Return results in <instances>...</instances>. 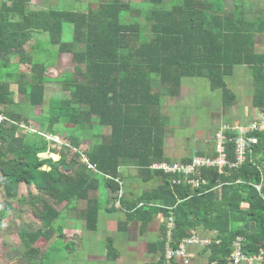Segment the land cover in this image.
Returning <instances> with one entry per match:
<instances>
[{"label": "trees", "instance_id": "1", "mask_svg": "<svg viewBox=\"0 0 264 264\" xmlns=\"http://www.w3.org/2000/svg\"><path fill=\"white\" fill-rule=\"evenodd\" d=\"M20 1L27 8L30 0ZM149 1L153 8L145 15L144 27L137 21L129 22L132 13H141L123 0H111L88 12L47 10L25 14L21 7L22 29L20 33L6 35L7 40H3L0 25V44L5 45L0 49V58L19 54L30 40L32 29L48 33L58 54L72 56L73 72L58 79L69 97L49 104L45 123L55 127L65 119L85 130L98 124L109 131L102 143L92 145L88 153L96 172L83 165L77 168L80 156L76 151L70 159L61 155L57 162L40 159L38 155L46 152L47 143L39 136H16L19 124L28 120L2 107L12 105L14 99L10 83L0 78V112L15 122L4 123L0 128V188L12 198L18 197L20 184L35 185L39 191L41 209L37 207L33 213L44 230L22 233L28 264H34L32 261L41 254L36 242L54 234L61 236L62 228H56V222L64 209H75L80 201H87L81 214L86 228L95 231L101 206L99 198L90 199L89 194L99 190L101 178L106 188L116 193L120 186L115 179L122 178L124 168L137 170L144 182L162 179L157 189L143 194L133 207L138 210L134 216L143 224L155 212L173 216L171 239L168 240L164 227L159 243L164 254L166 244L176 250L184 239L202 229L218 236L219 244L209 248L211 261L218 264L227 261L232 242L239 235L245 238L247 253H256L264 245V185L261 192L254 187L262 177L253 157L258 155L260 141L264 143V133L257 130L248 135L257 143H249L252 155L246 153L239 169L220 175L216 168H202L201 177L208 184L198 189L183 182L173 185L169 175L150 170L154 163H170L165 158L164 141L172 130L161 103L163 97L181 96L184 79L207 78L210 89L220 90L223 103L231 105L235 95L225 80L232 76L235 67L247 66L254 86L253 106L264 113V51L255 47L257 38L264 37V17L258 14L249 18L241 8L234 11L227 0H177L167 8L162 6L165 0ZM127 17L130 18L126 20ZM0 23L12 27L2 13ZM66 24L74 28V38L69 43L63 41ZM18 35L19 44L15 45ZM46 65L45 61L31 60L32 77L23 76L19 84L18 91L28 98L31 108L44 106L46 85L53 81L46 76ZM52 134L69 139L75 148L81 144L77 137L56 129ZM226 134V154L232 162L238 132L230 130ZM197 154L204 155L199 151ZM45 165L50 169L43 170ZM177 178L183 180L181 176ZM238 180L241 182L236 183ZM152 202L162 208H138L140 203ZM64 203L62 210H58L56 206ZM242 203L248 205L247 210ZM7 210L9 205L0 210V230Z\"/></svg>", "mask_w": 264, "mask_h": 264}, {"label": "crops", "instance_id": "2", "mask_svg": "<svg viewBox=\"0 0 264 264\" xmlns=\"http://www.w3.org/2000/svg\"><path fill=\"white\" fill-rule=\"evenodd\" d=\"M51 0H30L27 4V8L25 6H21L23 2L20 0H0V13L5 18L9 19V26H12L10 29L4 27L2 30L3 40H7L6 35H12L13 32L20 33L22 29V9L27 13H39L42 11L52 10L49 6L52 5L50 3ZM55 3V0H52ZM17 5H16V4ZM228 5L230 7H234V11L241 8L243 14L245 13L247 17L251 18L254 15H262L264 17V0H232V3ZM11 9H19L16 12H10ZM34 24V23H33ZM8 26V25H7ZM6 31V32H5ZM32 32H36L37 30H30ZM44 33V32H43ZM46 34V33H44ZM31 35L30 40L26 43L22 50H20L19 54L15 52L5 58H0V70H4L5 75L0 76L7 80L10 83L11 89L14 93L15 99L13 100L12 105H3L7 111L14 112L19 116H22V112L29 113L31 116L35 118H29L27 122H22L19 124V131L16 133V136H28L30 138H38V136L47 143L46 152L40 153L38 157L40 159H51L52 161L57 162L61 158V155L67 156L70 159L74 155V149H87L91 144L86 147L81 141L79 147H74L71 142H67L62 139L64 143H69L71 147L66 145H59L53 141L48 140L45 135H54L60 136V134H52L46 128H38L34 127V125H38L37 117H49V111L47 107L52 102L51 95H48L49 88L52 89L54 85L60 86L59 78L63 77L64 74H70L73 71H65L61 73L59 76V72L62 66H59L60 63L63 65L64 56H71L70 54H58V50L56 46H53L49 43V45L54 48L53 50L57 51H42V49L38 48L40 42L44 39L45 35ZM64 35V34H63ZM21 35H18L15 39V45H18L19 38ZM5 47L4 44H0V49ZM255 47L264 51V37L257 38ZM38 50V51H37ZM22 51V52H21ZM55 58H53V54ZM45 61L47 63V72L46 76L52 79L54 83L49 82L46 85V95H45V103L44 106H40L41 114H37L36 109L30 107L29 101L27 98V102L24 100H20L21 93H19L18 88L19 84L22 81L23 76H28L31 79V60L32 61ZM22 59V60H21ZM237 70L241 75V80L238 85L231 89L227 84V78L225 80L227 87L233 92L235 95V100L231 103V105H225L223 103L222 93L221 100L217 107L212 110L213 119L217 120L215 125L207 131L206 134L201 133L199 135V139H197L198 143L195 142L193 148H189V145L186 143H180L175 139V134L172 131V135H168L164 141V154L165 158L170 161V163L181 162L185 163L188 159H191L195 152L199 151L204 153L206 156H216V134L218 132L223 134V137L227 139V131H237L238 138L237 144L240 140L245 141L247 150L246 152L252 155V146H249V143H252V138H249V134L252 131H259L264 133V113L260 112L253 106V93L254 86L253 80L251 76V71L247 66H238L235 67L234 73L230 78H233L236 75ZM54 73H56L54 75ZM229 78V77H228ZM52 83V84H51ZM210 86V82H209ZM15 88V90H14ZM183 91V88H182ZM217 91V90H216ZM20 94L19 98H16L18 94ZM182 95V93H181ZM49 96V97H48ZM26 96H23L25 98ZM179 98V97H178ZM46 99L48 102L46 103ZM20 110V111H18ZM5 115V114H4ZM35 115V116H34ZM6 116V115H5ZM170 119V118H169ZM171 122V120H170ZM55 126H59L58 124ZM256 127V129H254ZM29 129H32V132H29ZM56 129V128H55ZM102 135V131L100 132ZM193 138V137H192ZM86 140V139H84ZM228 140V139H227ZM226 140V141H227ZM188 141V139H187ZM186 141V142H187ZM257 143V142H256ZM252 143V144H256ZM1 146V145H0ZM237 148V145H236ZM51 151H54L52 153ZM258 155H253L259 169L261 172V182L260 185H264V143L260 141ZM236 150H235V160H236ZM50 156V157H49ZM56 158V159H55ZM78 167L85 166L84 163L78 159ZM231 162V161H230ZM234 162V161H232ZM245 162V161H244ZM243 162V163H244ZM242 163V164H243ZM241 166V165H240ZM239 166V168H240ZM238 168V169H239ZM50 166L45 165L43 170H49ZM88 169V168H87ZM215 169V168H211ZM90 170V169H89ZM218 170V169H217ZM236 170H225L223 173H219L220 175H224L226 173H230L231 171ZM200 173V170H199ZM201 175V174H200ZM167 176V175H166ZM171 177L170 182L173 178H177V176H168ZM107 179V177H106ZM122 181L123 185V197L120 199V204L117 206L115 201H117V194L113 193L109 189L104 194L107 196L108 200L106 202L105 210L103 211L107 217L104 218L101 223V215L99 212V221L97 223V228L95 231H91L92 233H96L98 228L103 226L105 229V233L116 232V237L108 236L107 243L105 244L104 252H99L97 255V259L102 261V264H214L210 259V251L209 248L213 244H219L218 236L215 232L199 230L195 232L193 236L196 237L200 242L211 240L212 243L209 246L203 245L201 243H188L185 244V239L181 242V245L184 246L185 255L175 256L172 259L166 258V249L168 244H166L165 254L159 248V243L162 241V232L164 227L166 228L167 238L171 239L172 230L168 229V225L170 224V219L173 220V216L165 217L160 212H155L152 216L151 220L148 223L143 224L140 219H137L134 215L138 210L133 207L135 203L140 199V197L145 193H150L157 189L162 184V179L160 177H156L150 181L144 182L143 176L135 169H123ZM206 180V179H205ZM207 181V180H206ZM239 181V180H238ZM238 181L236 183H238ZM241 182V181H240ZM239 182V183H240ZM142 183L151 184L152 188L148 190L138 191L137 187H141ZM172 183V182H171ZM208 182L206 183V185ZM254 185L255 189L256 186ZM175 185V184H173ZM204 185V186H206ZM193 188V187H192ZM194 189V188H193ZM257 190V189H256ZM262 190V189H261ZM39 191L36 189L35 185L27 186L26 184H20L19 186V195L17 198L8 197L5 189L0 188V210H3L6 205H9V210L6 211L3 220H2V229L0 230V264H24L26 247L22 240V233H34L38 230H44L42 223L38 220L36 215L33 213V209L39 207L41 209V205L37 200ZM84 202V201H83ZM16 203V204H15ZM141 204H155L156 206H143L147 208H162L160 204L152 202V203H140L138 208L141 207ZM63 206H56L58 210H62ZM83 206V204L78 203L75 205V209ZM242 208L244 210L248 209V205L246 203H242ZM60 207V209L58 208ZM71 208V207H70ZM64 209V212L69 213L74 210L73 208L70 210ZM84 208H86V204H84ZM70 210V211H69ZM85 225L80 228L77 226L65 228V231L61 230L62 235L54 234L50 239L41 238L38 242H36L35 247L41 251V254L38 259L32 261L34 264H37L39 261L42 262L41 258L44 255L43 249H53V246L56 244L54 242L57 238H64L66 240H71V242L76 246V242H81L85 237L80 239V237L87 231L85 229ZM78 228V229H77ZM174 228V226H173ZM60 233V232H59ZM104 233V232H103ZM240 236V235H239ZM238 237V236H237ZM77 238V240H76ZM187 239V238H186ZM236 239V238H235ZM75 240V241H74ZM245 240V238H244ZM90 243V240L88 241ZM233 243V242H232ZM94 245V243L92 242ZM178 247V248H179ZM264 247V245L260 247V249ZM171 248V247H170ZM177 248V249H178ZM259 249V250H260ZM258 250V252H259ZM75 251V250H74ZM256 252V253H258ZM43 253V255H42ZM19 254V255H18ZM103 254H105L103 256ZM253 254V253H252ZM18 255L17 257H15ZM95 258V259H96ZM87 259H91L89 256ZM47 260V255L44 258ZM228 263L227 261L223 264ZM218 264V263H217ZM229 264V263H228Z\"/></svg>", "mask_w": 264, "mask_h": 264}, {"label": "rangeland", "instance_id": "3", "mask_svg": "<svg viewBox=\"0 0 264 264\" xmlns=\"http://www.w3.org/2000/svg\"><path fill=\"white\" fill-rule=\"evenodd\" d=\"M109 1L111 0L101 1V2L98 0H55L54 3L51 0L50 3H52V5L49 6V8L52 10L87 11L88 8L91 7V5L92 7L90 9H94V8L96 9L102 3L107 4ZM123 1L130 2L132 8L141 13V15L139 16H136V13H132V17L131 20L129 19L130 20L129 22L133 23L137 21L138 23H140L142 27H144L146 22L145 15L148 14V11L151 9V7L153 8V6L151 7L149 6V5H153V3L150 4L149 0H123ZM176 1L177 0H165L162 6L164 8L170 7L172 6L173 3H176ZM79 2H83L84 5L81 6ZM227 2L231 4L232 0H227ZM86 4H89V6H87ZM128 18L130 17H127L126 20H128ZM44 33L42 31H36V32H32L31 35L36 36L40 34V36H42L41 34ZM44 35L45 37L40 42L38 48L42 49V51H57L58 48L57 50L56 49L53 50L54 48H52L49 45L50 43L49 34L46 33ZM73 38H74V28L72 25L66 24L64 27L63 41L69 43L73 41ZM55 55L56 54L54 53L53 58H55ZM38 61H40V58L38 59ZM59 66H62L60 71L57 72L59 73V76L61 75V73H64L65 71H73L74 65L72 61V56H66V57L64 56L63 65H61L60 63ZM239 71L237 70L236 75L233 78L227 77V84L231 89L237 86L239 81L241 80V75L239 74ZM55 74L56 73H54V75ZM2 75H5L4 70H0V76ZM153 78L154 80H157L156 76H153ZM182 88H183L182 95L179 98H168V97L162 98V103H161L162 113L170 118L171 120L170 130L174 132L175 139L180 143L188 144L189 148L191 149L193 148L195 142L198 143L197 139H199V135L201 133L206 134L207 131L210 130L217 122V120L213 119L211 113L212 110L210 108L213 107L214 109H217L221 100V91L220 90L212 91L210 89L209 80L207 78H186L182 82ZM47 90H48V95H51V97H53L52 98L53 103L57 102L59 99L69 97V93L63 91L59 85L58 86L54 85L52 89L49 88ZM14 93L12 97L15 99ZM19 96L20 94H18L16 98H19ZM20 97H21L20 100H24L25 102H27V97L25 98H23V96ZM47 102L48 100L46 99V103ZM34 109L36 108H33L32 110ZM36 112L37 114H41L40 108H37ZM22 114H23L22 117H24L25 120H28L29 118L31 119L35 118L31 116L29 113L22 112ZM37 120H38V125H34V127L36 126L38 128H44V129L47 128L49 132H52L56 128V130L60 131L62 134L77 137L80 141H84L82 143L83 144L85 143L84 146L86 147H88L90 144L91 146L92 145L94 146V144L102 143L103 141L102 137L107 136L109 133V131L105 127H101L98 124L92 130H85L80 126L68 124L65 119H62L61 121L62 123L58 124L59 126H55V127H52L49 122L48 124L45 123L44 117L38 116ZM101 131L103 134L95 138L94 135L100 134ZM172 131L170 135H172ZM66 141L69 142V139L66 138ZM91 146H89L86 149L87 154L89 153ZM51 159L53 160V158ZM150 188H152L151 184L142 183L141 187H137V190L140 192L143 190H148ZM105 192H107V188L103 183V179L101 178V184L99 190L95 192H90L89 194L90 199L99 198V203L101 206V209L99 211L101 215V220H100L101 223L103 222L104 218L107 217L106 214L103 212L105 210V206L107 205L106 202L108 200L107 196L104 194ZM80 202L81 204H83V206L78 207V212L76 211V209H74L72 210L71 213H69V215L67 212L62 213L60 219L55 224L56 228L58 229L62 228V232H63V230L65 231V228L71 227V224H73V226H77L80 229L83 225H85L81 214L85 210L84 204L87 205V201L84 202L80 201ZM58 208L60 209V207ZM85 229L87 230L86 226ZM84 233L85 235L83 234L80 237V239L85 237L84 240H81L80 243H78L77 241L76 246H74L71 240H66L64 238L55 239L54 242H56V244L53 246V249H47V248L43 249L45 257L47 255V260H45L44 264H102V261L100 259H97L96 257L99 254V252H104L105 249L104 247L105 244L107 243L108 236L116 237L117 233L111 231L109 233H105V229L103 228V226L100 227V230L98 228V231L96 233H92L89 230L84 231ZM21 235L23 236V234ZM89 240L90 243L88 242ZM92 242L94 243V245L92 244ZM18 255H16L15 257H17ZM104 255L105 254H103V256ZM88 256L91 259H87ZM24 264H28V263L25 262ZM37 264H43V263L39 261Z\"/></svg>", "mask_w": 264, "mask_h": 264}, {"label": "built area", "instance_id": "4", "mask_svg": "<svg viewBox=\"0 0 264 264\" xmlns=\"http://www.w3.org/2000/svg\"><path fill=\"white\" fill-rule=\"evenodd\" d=\"M4 123H15L11 119H8L2 112H0V128ZM256 129V127H254ZM32 132V129H29V132ZM45 137L53 141L55 143H58L59 145H66L71 147L69 143H64L62 138L60 136H54V135H45ZM225 137V136H224ZM223 137V134L218 132L216 134V156H206L202 155L199 156L197 152L193 155L191 158V161L188 163H181V162H174V163H168V162H160V163H154L150 166V170L156 171V172H162L165 175L169 176H181L182 179L173 178L172 184H180V183H186L188 185H191L193 188H200L201 186L206 185L207 181L203 179L199 173V170L202 168H216L218 169L219 173H223L225 170H232V169H238L240 165L245 161L246 157V143L243 140H240L237 144L236 148V160L234 162H230L227 158L226 149H225V143L226 138ZM252 143H256V139L251 140ZM0 145H1V138H0ZM79 156L80 160L84 163V165L90 169L96 172V168L94 165H92L89 161L88 154L86 153V149H74ZM115 181L119 184L120 189L116 192L117 194V201L115 203L117 206L120 204V199L123 197V185L124 182L122 179L117 178ZM240 180L238 181V183ZM256 189L258 192H261L262 185H257ZM262 199L264 201V195H262ZM143 206H156L155 204H141V207ZM174 226V222L172 219H170V224L168 225V229L172 230ZM244 237L238 236L232 243L231 247V254L228 257V263L229 264H264V247H262L258 253H247L244 249ZM185 244L188 243H201L203 245L209 246L211 245V240H206L200 242L196 237H192L190 239H185ZM166 258L172 259L175 256H183L185 255V249L184 246L181 245L178 249L174 250L170 247H167L166 249ZM227 263V264H228ZM214 264H217L215 262Z\"/></svg>", "mask_w": 264, "mask_h": 264}, {"label": "flooded vegetation", "instance_id": "5", "mask_svg": "<svg viewBox=\"0 0 264 264\" xmlns=\"http://www.w3.org/2000/svg\"><path fill=\"white\" fill-rule=\"evenodd\" d=\"M98 1H107V0H98ZM110 2V1H109ZM150 2V1H149ZM79 4L81 5V6H83L84 4H83V2H79ZM103 4V3H102ZM150 4H151V2H150ZM87 6H89V4H86ZM90 5H91V3H90ZM150 7L152 6V5H149ZM91 7H92V5H91ZM91 7H89L88 8V10L91 8ZM95 7V6H94ZM93 7V8H94ZM95 9V8H94ZM88 10L87 11H84V10H82V12H88ZM81 11V10H80Z\"/></svg>", "mask_w": 264, "mask_h": 264}]
</instances>
